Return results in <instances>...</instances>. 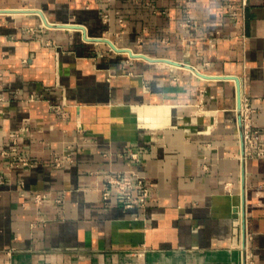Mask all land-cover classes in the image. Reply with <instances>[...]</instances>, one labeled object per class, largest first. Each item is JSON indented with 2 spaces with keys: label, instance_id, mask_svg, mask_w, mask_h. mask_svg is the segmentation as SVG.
<instances>
[{
  "label": "crops",
  "instance_id": "1",
  "mask_svg": "<svg viewBox=\"0 0 264 264\" xmlns=\"http://www.w3.org/2000/svg\"><path fill=\"white\" fill-rule=\"evenodd\" d=\"M0 9V264H264V155L243 151L235 80L57 25L238 76L264 147V0ZM117 171L147 184L144 207Z\"/></svg>",
  "mask_w": 264,
  "mask_h": 264
},
{
  "label": "built area",
  "instance_id": "2",
  "mask_svg": "<svg viewBox=\"0 0 264 264\" xmlns=\"http://www.w3.org/2000/svg\"><path fill=\"white\" fill-rule=\"evenodd\" d=\"M252 107L249 104V101L247 98H242V108H241V134L244 142V153L247 154H258V155H264V147L262 145H259V131L253 127L252 123ZM14 140V146L11 148V152L14 153L13 156V163L21 164V165H30V159L28 157H25L23 155H20L17 152V139L16 137ZM256 149V150H254ZM3 154H9L8 150H4ZM132 155L136 156V153H132ZM67 160H70V155H65ZM64 157V158H65ZM64 158L61 156H58L55 158L54 162L57 166H61L64 164ZM109 183H112L116 186V188L122 192L125 195V205L127 207L133 206L135 202H138L140 206L144 207L147 203V198L149 195V187L147 186L144 181L137 180L134 181L132 177L126 173H123L121 171H117L110 175L109 177ZM133 188H137L139 191V195L137 196V199L135 200L131 190ZM105 196L109 194V191L104 192ZM44 194H37L35 199L36 201L41 202L44 198Z\"/></svg>",
  "mask_w": 264,
  "mask_h": 264
},
{
  "label": "water",
  "instance_id": "3",
  "mask_svg": "<svg viewBox=\"0 0 264 264\" xmlns=\"http://www.w3.org/2000/svg\"><path fill=\"white\" fill-rule=\"evenodd\" d=\"M0 11H9L8 9H0ZM27 11H37L39 12L42 17L44 18V21L51 25V23L47 20V18L45 17L44 13L40 10V9H27ZM57 25L59 26H68V27H75V28H79L84 30V35L87 39L90 40H101V41H105L107 43H109V45L120 52H126L129 54V56L131 57H143L147 60L150 61H167L176 65H185L186 67H189L191 69H193L195 71L196 74L202 76V77H220V78H231L234 79L236 82V86H237V107H238V111H239V124L241 125L242 122V117H241V108H242V98H243V87L241 84V79L236 76V75H210V74H206L202 71H200L199 69L193 67L192 65L188 64V63H182L181 61H177V60H173V59H169V58H165V57H151L145 53L142 52H135L133 51L131 48L129 47H123V46H118L116 45L111 39L107 38V37H90L87 36V32L85 30V27L79 24H74V23H58ZM242 145H243V151H244V142H243V138H242Z\"/></svg>",
  "mask_w": 264,
  "mask_h": 264
}]
</instances>
